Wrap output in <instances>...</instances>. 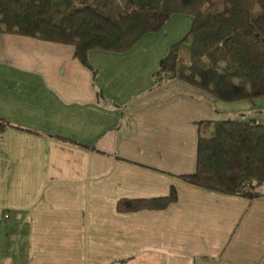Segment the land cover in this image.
I'll return each instance as SVG.
<instances>
[{"label":"crops","instance_id":"obj_1","mask_svg":"<svg viewBox=\"0 0 264 264\" xmlns=\"http://www.w3.org/2000/svg\"><path fill=\"white\" fill-rule=\"evenodd\" d=\"M160 32L91 51L89 67L71 46L0 32V264H264V185L249 200L181 178L198 123L264 125V98L159 82L137 51ZM171 189L165 210H116Z\"/></svg>","mask_w":264,"mask_h":264},{"label":"trees","instance_id":"obj_2","mask_svg":"<svg viewBox=\"0 0 264 264\" xmlns=\"http://www.w3.org/2000/svg\"><path fill=\"white\" fill-rule=\"evenodd\" d=\"M177 15L190 16L191 27L162 59L159 82L180 78L228 103L264 98V0H0V32L71 46L89 67V52L126 53ZM197 126L195 171L182 180L256 198L264 125L227 118ZM176 200L171 189L166 198L120 200L116 210H165Z\"/></svg>","mask_w":264,"mask_h":264},{"label":"rangeland","instance_id":"obj_3","mask_svg":"<svg viewBox=\"0 0 264 264\" xmlns=\"http://www.w3.org/2000/svg\"><path fill=\"white\" fill-rule=\"evenodd\" d=\"M177 16L180 19H178L175 22V24L173 23H170L169 25L166 24L163 31L159 33L158 35L159 37L157 39H146L145 41H142L141 46L143 48L140 49V51H137V54L147 58L146 60L148 62H151V64L155 62V66L157 65L158 68L162 61L161 59H163L167 55L170 47L176 44L177 42H179L188 33L191 27L192 19L190 16L188 15H177ZM183 53H181V56L185 58V54ZM157 58H159V60H157Z\"/></svg>","mask_w":264,"mask_h":264}]
</instances>
